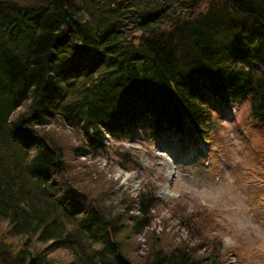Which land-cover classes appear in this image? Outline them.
Wrapping results in <instances>:
<instances>
[{
    "label": "trees",
    "instance_id": "1",
    "mask_svg": "<svg viewBox=\"0 0 264 264\" xmlns=\"http://www.w3.org/2000/svg\"><path fill=\"white\" fill-rule=\"evenodd\" d=\"M238 99L264 133V0H0V264H223L197 222L199 247L147 231L156 187L120 210L117 182L72 161L139 131L213 142Z\"/></svg>",
    "mask_w": 264,
    "mask_h": 264
},
{
    "label": "rangeland",
    "instance_id": "2",
    "mask_svg": "<svg viewBox=\"0 0 264 264\" xmlns=\"http://www.w3.org/2000/svg\"><path fill=\"white\" fill-rule=\"evenodd\" d=\"M248 110L249 104L243 99L230 101L217 137L210 145L200 142L203 149L174 130L158 139L139 131L134 142H112L109 154L71 159L78 168L83 163L105 179L117 182L108 202L120 210L122 191L129 190L136 196L147 186L156 187L160 200L147 231L156 229L161 233L165 225L175 244L199 247L200 242L208 243V239L193 236L190 220L202 225L201 236L221 243L219 255L223 264H264V133L254 128V123H247ZM53 127L52 132L60 141L76 140L67 127ZM125 152L132 158L125 157ZM173 212L176 217L171 216ZM138 240L141 247L133 257L141 262L145 236ZM213 242L208 245L210 249L206 246L197 252L218 250Z\"/></svg>",
    "mask_w": 264,
    "mask_h": 264
},
{
    "label": "water",
    "instance_id": "3",
    "mask_svg": "<svg viewBox=\"0 0 264 264\" xmlns=\"http://www.w3.org/2000/svg\"><path fill=\"white\" fill-rule=\"evenodd\" d=\"M67 14V19L69 20L70 19V14L69 12L67 11L66 12ZM117 257L120 261L121 264H134L130 259H128L121 251H117ZM164 264H173L171 262H164Z\"/></svg>",
    "mask_w": 264,
    "mask_h": 264
}]
</instances>
